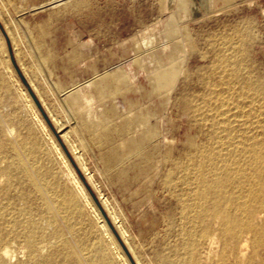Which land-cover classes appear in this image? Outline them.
Segmentation results:
<instances>
[{
	"label": "rangeland",
	"instance_id": "obj_1",
	"mask_svg": "<svg viewBox=\"0 0 264 264\" xmlns=\"http://www.w3.org/2000/svg\"><path fill=\"white\" fill-rule=\"evenodd\" d=\"M236 30L248 34L246 61L264 70V0H0V114L33 162L65 182L71 170L88 198L61 228L70 249L82 236L96 263L123 264L117 251L127 264L175 257L181 220L163 161L190 150L185 108L220 36Z\"/></svg>",
	"mask_w": 264,
	"mask_h": 264
},
{
	"label": "bare ground",
	"instance_id": "obj_2",
	"mask_svg": "<svg viewBox=\"0 0 264 264\" xmlns=\"http://www.w3.org/2000/svg\"><path fill=\"white\" fill-rule=\"evenodd\" d=\"M233 35H219L220 50H214L201 78L202 91L185 108L196 129L190 150L177 157L170 150L163 161L161 184L181 220L176 255H164L163 264H264V70H253L246 61L247 32ZM15 140L14 128L0 114V264H110L105 254L94 262L82 236L75 244L70 240L71 249L62 236L63 225L81 220L77 198L89 202L56 145L68 182L48 165L33 162L28 143L21 148ZM91 209L98 230L112 243ZM114 254L115 261L127 264L119 251Z\"/></svg>",
	"mask_w": 264,
	"mask_h": 264
}]
</instances>
